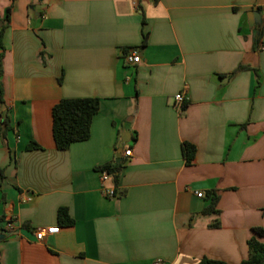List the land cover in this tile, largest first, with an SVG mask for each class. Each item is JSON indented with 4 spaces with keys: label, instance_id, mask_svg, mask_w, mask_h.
Returning <instances> with one entry per match:
<instances>
[{
    "label": "crops",
    "instance_id": "obj_1",
    "mask_svg": "<svg viewBox=\"0 0 264 264\" xmlns=\"http://www.w3.org/2000/svg\"><path fill=\"white\" fill-rule=\"evenodd\" d=\"M9 8L0 218L16 230L0 221V264L247 260L264 228V0H0V19ZM85 98L99 100L90 138L60 151L53 107ZM111 163L117 184L100 179Z\"/></svg>",
    "mask_w": 264,
    "mask_h": 264
},
{
    "label": "trees",
    "instance_id": "obj_2",
    "mask_svg": "<svg viewBox=\"0 0 264 264\" xmlns=\"http://www.w3.org/2000/svg\"><path fill=\"white\" fill-rule=\"evenodd\" d=\"M11 8L7 9L6 17L0 19V48L2 52L0 54V79L3 75L2 60L4 58V45L3 39L6 30L8 29L10 21ZM260 37L256 39L258 43ZM147 43V34L143 36V45ZM236 73V72H235ZM234 73V74H235ZM233 75V74H232ZM61 82V80H60ZM0 91L2 93V85L0 81ZM99 110V100L92 98L85 99H63L57 103L52 110L53 117V138L56 148L60 151L68 150L71 145L79 142L87 141L91 135V125L93 117ZM5 130L9 129V121L5 120ZM3 123V125H4ZM1 125V124H0ZM41 149L36 143H31L27 150ZM182 154L186 160L187 165H191L195 158L196 148L192 144L183 143ZM101 171H107L111 176L115 184L119 180V175L122 170V164L111 163L102 168ZM117 195H124L125 192H116ZM210 205L203 211V215L217 213L216 207L219 202V196L212 192L208 194ZM0 221L4 223L11 222L13 220H5L0 218ZM58 222L60 226L66 227L73 224V220L70 218L66 208H60L58 211ZM264 238V228H254L253 237L248 241L249 256L247 260L242 261L240 264H264V242L261 241ZM199 264H228L223 261L211 260L204 258Z\"/></svg>",
    "mask_w": 264,
    "mask_h": 264
},
{
    "label": "built area",
    "instance_id": "obj_3",
    "mask_svg": "<svg viewBox=\"0 0 264 264\" xmlns=\"http://www.w3.org/2000/svg\"><path fill=\"white\" fill-rule=\"evenodd\" d=\"M126 61L128 64H139L140 58L136 53H133V54H129L126 56ZM184 100H185V96L183 93H180L175 97V104L177 105L178 109H180V110L182 109V104H183ZM0 117H1V114H0ZM125 156L126 157L132 156V151L129 150V151L125 152ZM100 179L103 183H105L107 181L112 180V176L107 171L104 170V171L100 172ZM104 193L108 198L113 199V198L117 197L116 191L114 189H105ZM198 196L200 198L203 197L202 194H198ZM6 228L11 233H13L16 230L13 221L8 222L6 224ZM59 231H60L59 227H53V228H48V229H39L36 231V238L38 241H42L46 236L58 234ZM162 263H163L162 260H157L153 264H162Z\"/></svg>",
    "mask_w": 264,
    "mask_h": 264
},
{
    "label": "water",
    "instance_id": "obj_4",
    "mask_svg": "<svg viewBox=\"0 0 264 264\" xmlns=\"http://www.w3.org/2000/svg\"><path fill=\"white\" fill-rule=\"evenodd\" d=\"M255 15L258 16V17H260V16H259V13H257V12L255 13ZM256 27H257V29L255 30V33H254V34L257 35V33H259L258 30H259V27H260V23H259V22L256 24ZM118 158H119V159H118L117 162L120 163V162L122 161V158H120V156H118Z\"/></svg>",
    "mask_w": 264,
    "mask_h": 264
}]
</instances>
